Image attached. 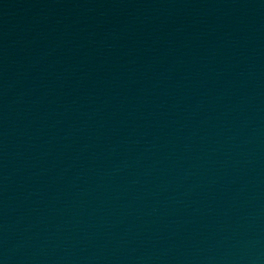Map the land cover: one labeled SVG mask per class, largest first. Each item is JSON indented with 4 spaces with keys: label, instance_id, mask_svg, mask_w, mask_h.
Here are the masks:
<instances>
[{
    "label": "water",
    "instance_id": "1",
    "mask_svg": "<svg viewBox=\"0 0 264 264\" xmlns=\"http://www.w3.org/2000/svg\"><path fill=\"white\" fill-rule=\"evenodd\" d=\"M0 264H264V0H0Z\"/></svg>",
    "mask_w": 264,
    "mask_h": 264
}]
</instances>
